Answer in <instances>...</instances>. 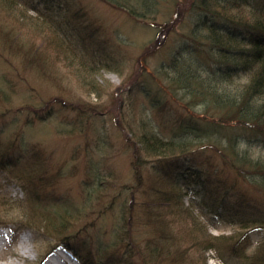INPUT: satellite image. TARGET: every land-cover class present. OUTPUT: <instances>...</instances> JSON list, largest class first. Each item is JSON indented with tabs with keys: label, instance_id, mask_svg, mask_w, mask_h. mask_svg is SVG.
<instances>
[{
	"label": "trees",
	"instance_id": "trees-1",
	"mask_svg": "<svg viewBox=\"0 0 264 264\" xmlns=\"http://www.w3.org/2000/svg\"><path fill=\"white\" fill-rule=\"evenodd\" d=\"M41 1L54 2V0ZM103 1L110 6L112 5V7L123 10L129 17L138 21L154 19L157 11L158 13L162 11L161 7H163L169 20L173 13H178L180 7L185 9L183 15H191L190 17H192L191 24L188 26L190 27L189 32L184 36L178 52H173L171 57L167 56V61H165L166 59L161 60L159 64L162 65L157 68V71L148 66V57L138 58L136 60V65L139 64V68H136L138 74L133 76L139 79L134 78L128 82L129 86L133 84L129 90L130 99L127 102L122 95H119L118 91L116 93L123 102L120 107L125 115L133 109L135 115L141 118H149L158 126L177 125L180 129L177 132L182 135V141L165 140L157 135L148 140L147 136L150 130L143 125L134 126V128H137L134 136L138 142L132 149L134 151L133 158L144 153L147 157L160 162L171 154L187 148L192 151L205 148L221 159L224 165V161H227L231 172L236 173V177L244 185L242 188L244 193H236L235 187L237 188V184L229 178L231 173L220 169L216 171L218 177L215 183L209 187L211 188L210 192H206L207 188L195 192L198 197V204L212 212H215L218 190L222 189L228 192L227 195L223 194V196L228 197L231 201L241 195L238 205L232 206L227 200H224V202L222 200L219 208L223 221L238 228L233 232L244 230L240 232L238 237L233 239V236H229L228 243L218 242L219 238H213L203 232L204 234L200 233V238L189 241V248L192 249L193 254L187 253L188 248H183L184 246L177 245L175 242H168L166 239L169 231L172 230L168 227V225L174 224L172 221L163 220L162 222L168 225L164 224L163 227H160L161 217H151L150 222L145 218L143 222L147 220V223L152 227L156 226V232L163 230V235L159 234L160 239L152 235L149 245L146 240L143 242V246L150 251L147 259L155 264L158 262L166 263L172 259L174 262L169 264H199V261L202 264H207V252L214 250L219 259L225 263H227L228 256L233 254L240 257L239 264H264V243H261L255 253L250 256L238 252L236 248V244L241 239L251 241L260 229L264 231V206L257 205L251 200L247 191V189L251 190L247 186L249 185L264 192V154L263 152L255 153L257 146L264 148V0H246V3H240L239 0ZM69 2H73V0H69ZM0 3L9 6L15 3L21 6L19 0H0ZM244 4L249 8H244ZM196 19L198 20L194 23ZM68 25L66 22H62V25L57 24L56 32L61 41L57 38L53 39L56 52L64 57L67 56L66 52L69 56H72V53L67 50L64 51L62 45L68 44L67 37L70 34L65 32ZM223 30L231 32V34L228 36L223 33ZM248 37L252 38L251 44L246 42ZM186 39L191 40L190 46ZM30 57L34 58L32 55ZM187 59H193L201 64L200 68L194 71L195 74L192 77L191 74L188 77L182 72L179 75H173L171 71L182 69ZM72 63L86 75L92 73L81 61ZM3 78L5 84L18 90V88H15V84L11 83L6 77ZM136 80H138L140 86L137 83L134 84ZM94 84L92 89L94 86L97 89L98 83ZM179 88L184 90L183 104L180 101L175 104L169 97L173 94L170 92L171 89L177 93ZM92 89L90 93L94 92ZM167 93L170 95H167ZM139 95L146 98L151 108V114H145L144 109L141 112L139 108L137 110ZM187 98L191 99V102L187 101ZM3 99L6 100V103L10 102L7 95ZM181 105L186 106L191 112L193 111L189 108L190 105L194 107L204 105L207 107L205 111L208 116L199 117L198 112L193 115H183L180 113ZM138 107L140 106L138 105ZM8 110L12 112V109ZM152 114L153 116H151ZM168 116H170V119ZM118 118L121 122L120 117ZM3 133V128H0V173H6L8 176H5L8 179L14 178L24 183L23 188L27 192V197L23 201H16L9 197L0 185V224L15 222L22 227L47 235L57 242L64 239L65 244H72L74 242V228L82 226L75 223L80 219L78 213L81 212L82 207L81 209H79L80 206H75L73 209L66 206L56 207V204L48 199L42 200L43 197L41 196L43 194L46 196L44 192L47 188L54 185L53 176H48V168H43L42 165L44 163H47V166L50 165V156H47L45 152L42 154V151L34 145L25 147L23 150L21 149L19 154H15V142L19 144L18 138H12L4 142L1 138ZM217 138L218 140H216ZM130 144V141H128L125 151H130V148H128ZM253 154L258 156H253ZM206 159L213 167H218L217 164L213 165L214 162L211 156H206ZM17 166L18 169L25 171H16ZM38 171H43L46 174L38 173ZM61 171L64 172L62 167ZM85 173L87 174L86 177L92 176L90 172L85 171ZM109 173L112 176L110 184L112 186L118 185V178L113 172ZM243 176L244 178H242ZM172 180L171 185L167 186L169 188L167 192L170 191L166 198L168 205L160 207V209L161 211L168 210L170 215L167 218L169 220L173 218L177 222V217H181L184 210L193 212L194 210L190 206L185 205L189 210L184 207L181 196L184 197L186 193H184L178 182ZM86 183H82L83 187L91 190L86 195L89 196L92 202L100 203L101 196L95 194L97 193L95 179L93 180L92 177V180ZM157 191V186H152L149 191L143 194L144 196L135 195L131 197L129 205L127 204L128 199L120 202L119 210L123 216L115 218L114 225H112V230L115 233L111 234L110 241L108 243H98V248L102 253L114 254L119 252V249L126 248L122 246L124 237H118L116 230L119 228L124 229L126 224L129 225L128 222L131 219L136 222V219L140 217V220L144 219L145 216L147 217V206H145L147 202H157L163 199L164 195H167L165 194L167 192ZM51 194L53 195V193ZM91 197L93 198L91 199ZM145 198L147 201H145ZM116 204L106 206L101 211L100 218L106 215L108 210L114 208ZM129 206L130 209H128ZM144 207L146 208L145 211H143ZM131 209L132 213L127 215ZM15 210L19 212L18 216L13 215ZM161 213L164 214V211ZM172 239L177 238L174 235ZM196 242H198V245L195 244ZM118 246L121 247L118 248ZM121 253L124 256L127 254L126 251ZM42 259L43 257H41L38 264L41 263Z\"/></svg>",
	"mask_w": 264,
	"mask_h": 264
},
{
	"label": "rangeland",
	"instance_id": "rangeland-1",
	"mask_svg": "<svg viewBox=\"0 0 264 264\" xmlns=\"http://www.w3.org/2000/svg\"><path fill=\"white\" fill-rule=\"evenodd\" d=\"M23 1L25 3L20 1L21 6L15 3L12 6L0 3V128L4 130L1 138L4 142L18 138V147L15 142V154H19L21 149L23 150L25 147L34 145L42 151V154L45 152L47 156H50V165H42L48 168L47 175L53 176L54 185L47 188L44 192L46 196L44 194L41 196L43 197L42 200L48 199L56 203L60 199L62 201L59 203L64 205L82 207L81 212L78 213L80 219L75 223L83 227L74 229L78 235V242L82 244V248L88 250V247L85 246L86 242L97 246L99 242L106 243L110 239L115 218L123 216L119 210L120 202H124L126 199L117 202L114 208L109 209L106 215L100 218V213L107 204L92 202L86 195L89 190L84 188L82 184L83 178L87 175L83 172L84 169L79 170L74 175L70 173L66 175L61 171V167L70 171L75 164L80 161L84 162L85 157L82 154L87 148L93 149L90 143L95 132H111V136H114L113 132H115L117 137L122 138L124 133L120 126L124 123L126 126L129 124L130 127L128 134L131 144L128 146L130 148V151H127L128 154L119 149L117 153H113L114 156L98 157L105 162L99 161L95 166L99 169L100 175L109 178L110 181L112 179L109 177V172L115 170L113 174L118 178V184L130 183L133 180L135 171L131 166V161L134 155L132 149L138 142L134 136L136 130L129 123L127 116L123 123L119 122L118 117L123 121L125 113L120 107L121 101L116 93L117 91L120 92L119 94H122L123 99L128 102L130 95L127 92L122 93V91L126 90L131 79L137 78L132 76L133 70L139 68V64L136 65V60L149 57L148 66L157 71V68L162 65L159 62L166 59L171 52L170 50L174 48V44L178 45V42L189 32L190 27L188 26L191 24L192 17H190L191 15H183L185 9L180 7L178 13H171L172 16L169 20L163 7L160 6L162 11L160 13L157 11L154 19L139 22L136 20V22L126 13L116 10L103 0H73L74 3L69 2V0H54L53 3L31 0L35 2L34 4L29 0ZM38 2L42 3L39 4ZM38 5L41 6L43 14H41L42 11ZM77 6L82 7L86 13L82 12L84 14L82 19H73L72 17V12ZM62 22L69 24L65 32L74 38L67 37L70 42L62 44L64 51L67 50L71 53V45L69 44L80 45L98 60L102 68L98 70V66H94L97 63L90 62L86 57L84 58L85 65L92 71L91 74L86 75L72 63L83 61L84 55L81 52L78 55L72 54V56L64 52L66 57L56 52L53 39L60 40L56 26L57 24L62 25ZM94 28L97 30L96 33H92ZM31 55L34 58L30 57ZM3 77L15 84V88L18 90L5 84ZM126 79L128 80L126 81ZM94 83H98L97 89L95 86L92 89ZM90 88L94 92L90 93ZM170 92L173 93L169 96L173 103L178 104L180 101L183 104L184 90L182 88H179L177 93L173 89ZM5 95L9 96V103L3 99ZM167 95L170 94L167 93ZM186 100L191 102L189 98ZM139 104L140 112L144 109L145 114H151L147 101H144L142 97H139ZM25 106L26 108H24ZM189 108L193 112L181 105L180 113L193 115L198 112L199 117L206 114V112L201 111L202 105L197 107L190 105ZM8 109H12V112ZM131 112L134 114L135 110L131 109ZM115 118H118L117 123ZM168 118L170 119V116ZM167 128L180 130L177 125L173 124L167 125ZM200 151L198 150V152ZM260 152L264 154V148L257 146L255 153ZM140 156L149 158L144 153ZM253 156L258 155L253 154ZM106 160L110 161L106 162ZM90 165L94 166V164ZM16 168V171H25L18 169V166ZM194 168L203 171L205 168L207 169L201 155L197 156L196 159L186 158L183 160L181 165L175 169L174 175L181 173L189 175ZM218 169L212 168V175L215 178H217L216 171ZM61 173L63 174L60 175ZM5 175L8 176L6 173H0V185L4 192L11 195L15 200L23 201L27 196V192L23 188L25 184L18 179H8ZM234 182L237 184L235 192L243 194L244 185L241 180H238L236 173ZM170 183L167 181L166 185L159 183L162 192L169 190L167 186L171 185ZM187 185L189 183L183 184L185 192ZM247 186L251 188L250 194L248 193L249 198L257 205L264 206V192ZM210 190L211 188H207L206 192H210ZM224 192L222 189L217 191L218 199L215 201V212L211 211L217 218V220L215 219L217 225L209 224L206 219L209 216H203L200 210L196 209L193 212L187 209L185 207L187 203L183 196H181V202L189 211L184 210L183 215L177 217V222L173 218L169 220L167 217H169L170 212L164 209L159 226H164L163 220L172 221L174 224L171 226L165 225L172 229L173 237L175 235L177 238L172 239V232L169 231L166 237L167 241L175 242L177 245L181 244L182 247L184 246L183 248L186 247L190 250H187V253L193 254L192 249L189 248V241L200 238V233L204 232L219 238L218 242L227 243L229 236H233V239L238 237L241 230L233 232L238 228L230 226L220 219L219 208L222 200L223 202L227 200L232 206L238 205L241 195H238L236 199L233 197L234 201H231L228 197L223 196ZM107 200L110 199H105V201ZM127 204H130V198H128ZM16 211L13 212L14 216L19 215V212ZM131 213L132 209L127 215ZM94 219L98 220L93 224ZM128 223L130 228L136 225L132 219ZM149 225L147 223L148 230L133 228L132 233L135 231V237L141 244L146 240L149 245L153 236L160 239L159 234L163 235V230L156 232V226L149 228ZM9 227L15 229L14 225ZM13 230L10 229L9 231L12 238L11 242L8 245L5 244L0 250V264H38L37 262L41 260L43 253L54 242L44 234L33 232L31 229L15 232V235ZM254 238L252 242L241 239L236 244L237 251L246 252L249 256L253 254L258 248V244L263 241V236L257 234ZM195 244L198 245V242ZM206 257L207 264L240 263V259L235 258L233 254L228 256L227 263L222 262L214 250H209ZM132 259L135 260V258ZM171 262L173 263L174 260L156 264H169ZM45 263L46 261L43 262V264ZM198 263L202 264L201 261Z\"/></svg>",
	"mask_w": 264,
	"mask_h": 264
},
{
	"label": "bare ground",
	"instance_id": "bare-ground-1",
	"mask_svg": "<svg viewBox=\"0 0 264 264\" xmlns=\"http://www.w3.org/2000/svg\"><path fill=\"white\" fill-rule=\"evenodd\" d=\"M239 1L240 3H246V0H239ZM243 7L249 8L246 4H244ZM81 8H79L78 6L76 7V9L74 8L73 10L74 12H72L73 19H82L84 14H86L83 8L81 11ZM115 9L120 10L118 8H115ZM120 11H123V10H120ZM197 20L198 19H196L194 23H196ZM223 31H224L223 33H225L228 36L231 34V32H226L225 30ZM186 40H187L188 45L190 46V44L192 43L191 40L189 39H186ZM69 45H71L72 54L78 55L81 52L82 55H84L82 59L83 60L82 63L84 65L86 64L84 58L87 57L90 62H94L98 64V65L94 64V66H98V70L102 68L98 60L94 58V56H92L91 54L87 53L83 47H81L80 45L79 46L75 45V44H69ZM178 50L179 48L177 47V44L175 43L174 48H172L170 51L178 52ZM184 64L185 65L184 67H182V69L172 70L171 72L173 73V75H179L182 72L185 76L187 75L188 77L190 76L192 77L195 74L194 71L200 68V65H201L200 63L195 62L193 59H187L184 62ZM205 108L207 107L202 105L201 111L206 112ZM126 116L128 117L129 123L131 125L135 127L143 125L148 130H150L149 131L150 133L147 136L148 140L152 138L153 136L157 135L159 136V138H162L165 140L182 141L181 140L182 135L179 134L177 130L158 126L153 120L149 118H141L131 112L125 115L124 120L121 121L122 123L126 120ZM120 129L124 133L123 135L124 139L121 137H117L118 135H116L115 132H113V135L115 136L114 137V136H111V132L102 133L97 128V131L99 132H95L93 134V138L90 143V146H92L93 149L89 150L87 148L82 154L85 157L84 162L80 161L78 164H75L73 169H71L70 171L65 170L62 167L65 172L70 173V174H76L81 169H84L83 171L90 172V174L93 177V180L95 179V181L97 182L96 183L97 193L95 194L98 195L99 197L101 196L100 204L106 203L107 206L111 204H115L119 202L120 200L131 198L135 195L144 196L143 194L149 191L152 186H157V190H158L157 192L161 191L162 193V187H159V183L166 185V181L171 182V179L173 177L174 171L177 168V166L183 160H185L190 153L193 152L191 149L187 148L183 151L177 152L175 154H171L168 158L161 160L160 162L155 160L154 158H143V156H136L131 161V166L135 171L133 175V180L130 183H123V184H118L116 186H112L110 184L109 178L102 177L100 175L99 169L95 166V164L99 161L105 162L103 159L98 158L100 156L108 158L110 156H114L113 153H117L119 149L120 151L125 150L127 142L129 141V134H128V132H130L129 124H127L126 126L123 123L122 126H120ZM136 129L137 128H135V130ZM216 140H218V138ZM96 154L98 155L95 156ZM108 161L110 160H106V162ZM44 164H46L47 166V163H44ZM90 164H94V166ZM43 168H46L45 165L43 166ZM38 173L46 174L43 171H38ZM109 177H111L112 179V176L109 175ZM163 179H165L166 181H164ZM247 191L249 192L248 189ZM165 194L167 195H164V198L157 202H153V203L147 202V210L144 207L143 211L146 210V215L148 216L146 217L144 214L145 217L144 219H142L141 223H140L141 221L140 220L141 217H140L139 219H136V222H135L136 225L134 227L130 228L126 224V226H124V229L119 228L116 230V234H118V237H124V242L122 246H125L126 248L119 249V252H116L114 254H104L101 252L100 248H98L94 244H88L86 242L85 246L88 247V250H85L84 248H82V244L78 242V235L73 234L74 242L72 244L67 245L65 244L64 239H62V240H59L58 242L54 241L50 245V251L47 254L42 255L43 257H45V260H46L45 264H129L130 262H131L130 264H132V262L133 264H155V263H151V261L147 259V256L150 251H148L147 248L143 246L144 244H141L140 242H138L137 238L135 237V231L134 233H132V231H133V228L135 227H137L138 230H143L144 228H148L147 220L148 222H150L151 217H162L163 216V214L161 213L160 207H164L168 205L166 198L170 194V191ZM224 194L227 195L228 192H224ZM92 198L93 197H91V199ZM105 199H110V200L105 201ZM145 201H147V199ZM79 209H81V206L79 207ZM145 218L147 220L146 222H143ZM96 220L98 219H94L93 223H95ZM150 226L151 225H149V227ZM114 233L115 231L111 229V234H114ZM119 247L121 246H118V248ZM92 248H95V249H92ZM124 251L127 252L125 256L121 253ZM132 258H135V260ZM135 261H137L138 263H136Z\"/></svg>",
	"mask_w": 264,
	"mask_h": 264
}]
</instances>
